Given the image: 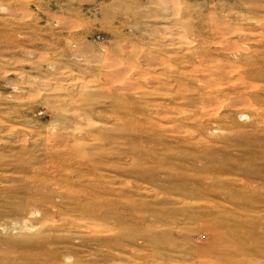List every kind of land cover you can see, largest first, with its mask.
<instances>
[{
  "label": "rangeland",
  "instance_id": "rangeland-1",
  "mask_svg": "<svg viewBox=\"0 0 264 264\" xmlns=\"http://www.w3.org/2000/svg\"><path fill=\"white\" fill-rule=\"evenodd\" d=\"M0 264H264V0H0Z\"/></svg>",
  "mask_w": 264,
  "mask_h": 264
}]
</instances>
